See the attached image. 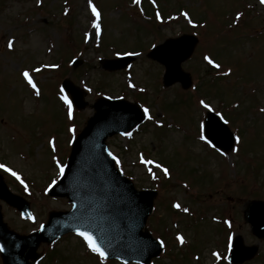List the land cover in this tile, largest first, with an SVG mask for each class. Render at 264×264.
I'll list each match as a JSON object with an SVG mask.
<instances>
[{
	"label": "rangeland",
	"instance_id": "obj_1",
	"mask_svg": "<svg viewBox=\"0 0 264 264\" xmlns=\"http://www.w3.org/2000/svg\"><path fill=\"white\" fill-rule=\"evenodd\" d=\"M96 1L97 5L91 0V5L100 13L98 19L89 0H0V164L15 171L20 180L10 172L0 174L12 192L30 202L32 210V217L26 219L0 201L3 221L19 233H30L46 221L50 210L70 207L65 198L46 193L50 181L60 176L72 138L94 112L88 105L77 111L71 123L68 105L64 107L61 99L65 93L58 90L62 79L70 78L86 91L89 104L102 96L124 98L149 109L151 120L145 118L130 136L110 137L107 144L117 167L137 189L157 190L146 225L159 240L158 235L164 234L168 244L150 264H225L218 263L221 255L227 257L230 246V241L228 247L223 241V222L232 232L229 240L239 234L244 245L258 248L253 258L240 264H264V238L255 236L243 217L250 201L264 202V112L250 110L252 106L264 109V4L260 0H155L172 12L179 5L188 13L187 19L162 22L157 35L139 18L140 3ZM94 22L100 25L98 32ZM193 31L198 41L191 57L181 64L191 85L165 87L163 65L147 52L168 38ZM129 51L139 55L127 68L102 69L100 59ZM210 53L231 69L230 75H214L219 70L210 69L204 60ZM75 59L79 63L73 66ZM59 62H63L60 67ZM37 68L40 71H34ZM25 70L39 95L23 77ZM139 92L141 101L136 100ZM201 100L216 113L239 101V107L227 114L235 136L232 127L243 132L238 151H233L238 149L237 141L228 152H220L200 139L203 118L210 110ZM142 156L153 163H142ZM156 164L168 166L169 177ZM175 204L180 208L174 209ZM184 208L189 211L181 214ZM37 251L41 257L35 264H138L101 261L75 234L42 243Z\"/></svg>",
	"mask_w": 264,
	"mask_h": 264
},
{
	"label": "water",
	"instance_id": "obj_2",
	"mask_svg": "<svg viewBox=\"0 0 264 264\" xmlns=\"http://www.w3.org/2000/svg\"><path fill=\"white\" fill-rule=\"evenodd\" d=\"M195 43L196 38L184 35L166 41L154 49L152 57L155 59H159L160 52H168L169 58L163 59L167 67V85L179 80L184 87L188 86L190 79L181 71L179 64L191 54ZM131 59L127 57L119 61L105 60L104 66L108 69L121 68ZM65 87L75 105L83 108L86 105L82 100L83 92L78 91L69 81L65 82ZM126 105L128 104L123 100H98L94 104L96 111L74 142L66 174L50 190V194L66 196L73 203L70 211L50 212L47 224L29 235H19L8 229L2 222L0 213V248L3 249L0 252L4 264H31L28 259L35 260L39 257L36 248L41 241L51 242L62 234L77 229L90 232L107 253V257L148 262L150 257L160 252L158 242L151 238L146 229L143 231L155 192L137 191L114 168L113 159L106 151L104 143L107 135L123 130L124 126L118 115L123 114ZM133 112L137 117L128 127L141 119L139 113ZM208 121L206 133L211 135L209 123L215 120L209 116ZM220 146L227 150L231 143ZM80 150L88 156L89 163L85 166L80 161H75ZM0 198L17 205L27 213L28 204L22 198L12 195L2 181ZM258 212L264 216V203L251 202L245 219L257 236L264 237V220L258 217ZM233 250V260L237 263L252 257L257 248L244 246L240 236H237ZM143 253L145 258L141 257Z\"/></svg>",
	"mask_w": 264,
	"mask_h": 264
},
{
	"label": "snow or ice",
	"instance_id": "obj_3",
	"mask_svg": "<svg viewBox=\"0 0 264 264\" xmlns=\"http://www.w3.org/2000/svg\"><path fill=\"white\" fill-rule=\"evenodd\" d=\"M135 3L139 4L140 3V0H134ZM260 3L261 4H264V0H260ZM89 5L92 9V13L93 15L98 19L99 16H100V13L97 11V9L91 5V0H89ZM183 15L185 16V18L187 19L188 18V13H183ZM241 16L240 13H237V19H239ZM157 18L159 19V14H157ZM188 22L191 24L192 23V20L191 19H188ZM93 26L97 29V32L99 31V28H100V25L98 23H95L93 24ZM195 26V25H194ZM12 41H9V44H8V47L11 48L12 47ZM126 55H139V53H125ZM204 60L207 61V63L209 65H212L214 68H217L219 69L220 68V65L218 63H215L210 57L208 56H204ZM53 67H56L55 65H53ZM34 71H40L39 68L37 69H34ZM231 73V69H229L228 71L224 72V75L225 76H228L230 75ZM23 77L25 78V80L27 81V83L32 87V89L36 90V95H39V91L37 90V86L36 84L34 83L32 77L30 76L29 72L27 70H25L23 73H22ZM63 91V90H62ZM61 99L64 101L65 104L68 105V117L69 119L72 118V103L71 101L69 100V98L66 96V95H62L61 96ZM200 104L203 105V107L205 109H210V105L208 103H206L205 101L201 100L200 101ZM211 110V109H210ZM144 111V115L147 119L151 120L152 119V116L149 114V109L148 108H144L143 109ZM262 112H264V109H261ZM217 115H220V113H217ZM223 118V117H222ZM225 123H228L227 120L224 121ZM69 131H73V129H69ZM124 135H128L130 136L131 133H124ZM201 140H204L205 137L203 135H201L200 137ZM237 143H239V140L240 138L239 137H236L235 138ZM51 143V141H50ZM233 151H238V149H233ZM141 162L142 163H147V164H151L153 163V161H145L143 156L141 157ZM117 163H119V161H117ZM156 167L157 168H160L164 175L165 176H168L169 175V170L167 168H162V166L160 164H156ZM0 169H3L4 171L6 172H10L12 176L16 177L17 180H20V176L15 172L13 171L11 168H8L6 165L4 164H0ZM149 171H151V169H149ZM60 172L61 174H63V167L61 166L60 167ZM153 178H155V176H153ZM21 183H23V181L21 180ZM53 183H55V181H53ZM174 207L176 208H180V205L179 204H175ZM184 212H188L189 210L187 208H184L183 209ZM43 227V226H41ZM76 235L81 237L83 239V241L85 242L87 248L92 252V253H95L97 254L101 261L105 260L107 258V253L104 251V249L101 248V246L97 243L96 241V238L90 233V232H87V231H81L80 229H77L76 230ZM177 239L183 243L184 240H183V237L182 236H177ZM161 243V246H163V241L160 242ZM3 249L0 248V251H2ZM214 255H216L214 253Z\"/></svg>",
	"mask_w": 264,
	"mask_h": 264
}]
</instances>
